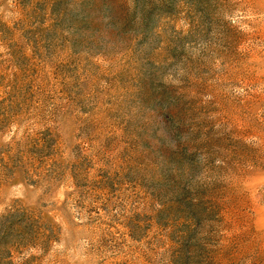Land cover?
Instances as JSON below:
<instances>
[{"label":"rangeland","instance_id":"374dc122","mask_svg":"<svg viewBox=\"0 0 264 264\" xmlns=\"http://www.w3.org/2000/svg\"><path fill=\"white\" fill-rule=\"evenodd\" d=\"M0 264H264V0H0Z\"/></svg>","mask_w":264,"mask_h":264}]
</instances>
